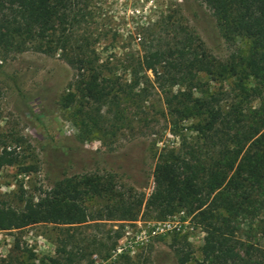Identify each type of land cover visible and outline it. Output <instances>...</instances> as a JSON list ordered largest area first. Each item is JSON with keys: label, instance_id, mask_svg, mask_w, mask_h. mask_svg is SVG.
Instances as JSON below:
<instances>
[{"label": "trees", "instance_id": "16d2710c", "mask_svg": "<svg viewBox=\"0 0 264 264\" xmlns=\"http://www.w3.org/2000/svg\"><path fill=\"white\" fill-rule=\"evenodd\" d=\"M191 2L207 11L228 52L222 60L213 59L198 35L170 16L156 32L139 39L143 53L129 65L128 90L137 87L139 74L150 71L163 96L170 131L179 141L176 150L159 156L144 211L156 219L180 211L191 216L203 233L198 264H264V246L236 236L240 221L264 213V0ZM89 4L90 0H0V50L46 56L59 52L80 74L73 92L61 98V106H72L75 124L92 132L109 123L107 114L112 121L121 120L119 100L129 92L105 81V67L88 58L83 34L76 36V26L86 24ZM198 74L212 82L226 81L225 89L209 91ZM104 107L108 109L102 111ZM183 122H189L188 135L182 133ZM15 160L13 151L0 150V168ZM111 196L100 177L65 180L41 198L25 199L19 210L0 206V231L38 223L70 226L136 218L142 203L135 194L114 196L94 213L83 205L88 199ZM66 245L41 264H80L83 254L66 251ZM176 253L178 264L188 262L187 254Z\"/></svg>", "mask_w": 264, "mask_h": 264}, {"label": "rangeland", "instance_id": "374dc122", "mask_svg": "<svg viewBox=\"0 0 264 264\" xmlns=\"http://www.w3.org/2000/svg\"><path fill=\"white\" fill-rule=\"evenodd\" d=\"M87 12L76 36L83 34L88 58L105 67L107 74L101 75L117 90L129 92V65L143 53L139 39L156 32L167 16L194 31L210 57L227 56L213 20L191 0H90ZM79 75L59 52L46 56L0 50V150L16 157L13 165L0 168V206L19 210L25 199L41 198L65 180L100 177L112 196L85 200L87 212L101 211L114 196L130 194L141 199L140 210L132 221L38 223L0 231V264H41L64 243L66 251L80 250V264H178L177 251L187 254L186 264H198L203 233L191 216L180 211L156 219L144 211L159 156L179 143L152 73L139 74L137 87L121 96V120L112 121L107 114L109 123L92 132L75 124L72 106H61ZM197 79L209 91L221 92L227 84L209 81L204 74ZM182 125V133L190 134L189 122ZM236 236L264 246V213L240 221Z\"/></svg>", "mask_w": 264, "mask_h": 264}]
</instances>
